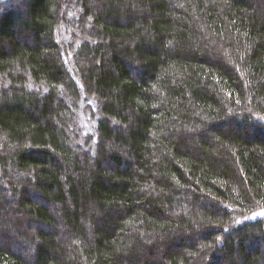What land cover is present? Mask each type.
Returning a JSON list of instances; mask_svg holds the SVG:
<instances>
[{"label": "trees", "instance_id": "16d2710c", "mask_svg": "<svg viewBox=\"0 0 264 264\" xmlns=\"http://www.w3.org/2000/svg\"><path fill=\"white\" fill-rule=\"evenodd\" d=\"M262 214L264 0H0V264H264Z\"/></svg>", "mask_w": 264, "mask_h": 264}, {"label": "rangeland", "instance_id": "374dc122", "mask_svg": "<svg viewBox=\"0 0 264 264\" xmlns=\"http://www.w3.org/2000/svg\"><path fill=\"white\" fill-rule=\"evenodd\" d=\"M91 127V124L89 126H86L85 129H89Z\"/></svg>", "mask_w": 264, "mask_h": 264}, {"label": "bare ground", "instance_id": "6f19581e", "mask_svg": "<svg viewBox=\"0 0 264 264\" xmlns=\"http://www.w3.org/2000/svg\"><path fill=\"white\" fill-rule=\"evenodd\" d=\"M257 211H260V210H257ZM252 216H255V214H253Z\"/></svg>", "mask_w": 264, "mask_h": 264}, {"label": "snow or ice", "instance_id": "6c2138e0", "mask_svg": "<svg viewBox=\"0 0 264 264\" xmlns=\"http://www.w3.org/2000/svg\"><path fill=\"white\" fill-rule=\"evenodd\" d=\"M262 215H264V214H262Z\"/></svg>", "mask_w": 264, "mask_h": 264}]
</instances>
